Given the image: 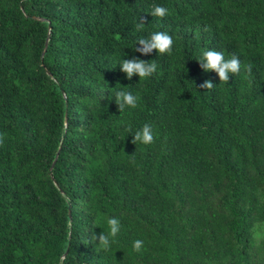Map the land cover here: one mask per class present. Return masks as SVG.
<instances>
[{
    "label": "trees",
    "instance_id": "1",
    "mask_svg": "<svg viewBox=\"0 0 264 264\" xmlns=\"http://www.w3.org/2000/svg\"><path fill=\"white\" fill-rule=\"evenodd\" d=\"M154 32L171 55L134 51ZM133 57L156 72L128 80ZM0 134V264H264V0H0Z\"/></svg>",
    "mask_w": 264,
    "mask_h": 264
},
{
    "label": "clouds",
    "instance_id": "2",
    "mask_svg": "<svg viewBox=\"0 0 264 264\" xmlns=\"http://www.w3.org/2000/svg\"><path fill=\"white\" fill-rule=\"evenodd\" d=\"M152 15L164 18L168 15V9L155 5L153 7ZM147 23L146 17H140L136 25L138 31L142 30ZM139 47H135L136 52L141 55H150L153 50L160 55H171L173 51V38L165 32H154L149 38L139 39L136 43ZM201 69L204 71H213L218 75L219 81L222 83H229L230 75H239L241 70L240 60L233 55L230 59H225L224 54L216 50H206L202 53L198 61ZM120 70L126 74V78L131 80L133 76H138L140 80H145L151 77L157 70V63L154 60L145 61L137 57L132 59H123L120 63ZM249 72L251 68L247 69ZM216 85L211 80H206L199 85V88L211 90ZM115 103L118 106L119 112H123L126 107L137 108L138 97L131 92L120 90L115 93ZM130 131V129H129ZM5 140L4 134H0V146H3ZM137 142L144 145H150L155 142L153 130L150 125L145 124L141 130L135 132L132 143ZM109 227L108 233L101 232L98 236L93 234L90 242L98 240V247L105 252L109 251L112 245L116 242L115 238L121 230V222L118 218L111 217L107 219ZM144 242L137 239L133 242V250L140 252L143 248Z\"/></svg>",
    "mask_w": 264,
    "mask_h": 264
},
{
    "label": "water",
    "instance_id": "3",
    "mask_svg": "<svg viewBox=\"0 0 264 264\" xmlns=\"http://www.w3.org/2000/svg\"><path fill=\"white\" fill-rule=\"evenodd\" d=\"M46 48H47V41H46V43H45V47H44V50H43V52H42V57H43V55L45 54ZM57 157H58V153H57V155H56V157H55V159H54V161H53V163H52L51 169H52V167L55 165L56 160H57ZM51 169H50V170H51Z\"/></svg>",
    "mask_w": 264,
    "mask_h": 264
}]
</instances>
